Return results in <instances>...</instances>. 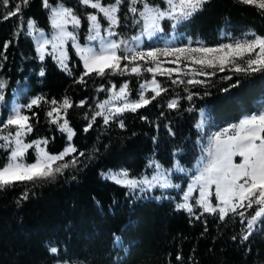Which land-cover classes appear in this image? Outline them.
I'll use <instances>...</instances> for the list:
<instances>
[{
	"label": "trees",
	"instance_id": "1",
	"mask_svg": "<svg viewBox=\"0 0 264 264\" xmlns=\"http://www.w3.org/2000/svg\"><path fill=\"white\" fill-rule=\"evenodd\" d=\"M114 0H102L110 4ZM152 6L165 8V0H148ZM52 6L63 4L80 16L81 26L77 29L78 39L87 41V15L97 10L83 5L80 0H49ZM16 4L21 12L17 16L3 19ZM130 0H123L118 16L119 26L114 29L117 36L129 42L142 32L143 21L127 11ZM136 7L141 11L142 4ZM101 33L108 27V21L99 14ZM136 20H141L140 24ZM29 21L36 29L51 30V12L43 6L42 0H9V5L0 4V80L6 82L4 100L0 102V123L11 114L14 100L28 104L33 98L45 97L40 106L25 108L30 117L33 131L27 139L47 138V151L58 153L69 144L67 133H62L56 118L47 116L53 107L60 109V122L67 119L75 135L71 141L77 151L63 161L77 163L57 174L53 179L37 182L17 183L0 190V264H264V220L248 240L247 219L230 214L223 221L217 214L204 213L195 219L183 209H178L175 198L189 181L194 165L204 153L203 132L195 124L200 122L201 110H205L212 127L218 128L237 121L242 115L250 114L264 105V71L235 73L232 66L225 71H215L211 76H195L203 84L189 85L193 77L173 73L156 74V80L167 91L136 112L125 111L122 116L103 123V117H96L92 128L85 132L92 116L98 111V103L109 95L113 84L119 87L128 84L131 98L138 97V85L147 80L150 73L111 74L100 77L92 73L84 77L85 83L77 82L85 69L70 42L66 45L69 72L62 70L58 62L49 55L41 61ZM171 21H161L162 35L171 31L190 41L214 45L225 40L249 38L251 33L264 36V10L254 5H245L241 0H209L203 10L175 29ZM32 33L31 35L29 33ZM8 44L5 50L4 45ZM94 44L96 42H93ZM123 52V46H122ZM6 57V59L4 58ZM122 61L121 67L128 64ZM137 64L144 65L143 61ZM43 68L45 75L39 73ZM200 70V66H197ZM187 71V70H186ZM231 76L232 79L225 77ZM182 79L185 83L173 84ZM239 81L238 87H230ZM103 87L104 91H100ZM228 88L225 92L223 89ZM187 89V90H186ZM189 93H198L191 101ZM154 95L150 90L146 98ZM67 97L71 107H62ZM58 101L56 105L50 102ZM178 100L176 108L168 103ZM86 103L79 106L80 101ZM192 108L189 112L187 109ZM33 113L37 115H33ZM88 117L87 119L85 117ZM143 117H147L144 119ZM123 120L124 127L119 126ZM171 129V134L169 132ZM4 129L0 130L1 133ZM84 156H79V152ZM26 159L35 161L32 149ZM7 153L0 149V164ZM150 160L163 168H183L185 171L171 173L172 181L178 185L171 190L175 198L157 197L158 190L127 194L122 187L104 173L109 169L122 168L139 176L151 174L147 168ZM27 192L28 198L23 199ZM170 192V191H169ZM196 198L195 192L191 194ZM190 202H194L190 200ZM241 209L247 218L257 209ZM199 215L201 208H195ZM122 240L121 246H114V236ZM236 237V239H233ZM56 247L58 252H50ZM177 256L181 259L177 260Z\"/></svg>",
	"mask_w": 264,
	"mask_h": 264
},
{
	"label": "snow or ice",
	"instance_id": "2",
	"mask_svg": "<svg viewBox=\"0 0 264 264\" xmlns=\"http://www.w3.org/2000/svg\"><path fill=\"white\" fill-rule=\"evenodd\" d=\"M80 2L97 10L96 13H89L88 20V43L81 45L78 42L77 29L81 26L80 16L77 15L72 8L65 7L63 4L53 7L49 0H42L43 6L50 9L51 25L56 30L55 36L49 40L44 38V34L40 33V53L39 59L43 61L46 55L52 56L61 65L62 70L71 74V69L68 67V55L65 49V44L68 41L72 42L76 54L79 56L85 69L83 75L80 76L77 82L85 83L84 77L92 73L100 77L106 75V70H110L111 74H121L129 72V64H133L130 68L132 74L140 75L142 70L152 73L150 82L139 85V97L136 100L129 101L128 99V84L124 83L119 91H116V85L113 84L109 91L112 96L109 100L98 105L100 110L96 111L92 116L88 125L83 129L89 131L95 123L96 117H103V123L108 125L110 120H114L122 116L125 111L136 112L138 109L146 107L152 100L161 95V92L167 91L162 88L156 80V74L161 76L167 75L169 79L173 73H181L190 75L193 78L186 81L189 85L203 84L205 81L195 79V76H211L215 75V71L208 72L204 69H218L220 72L225 71V68L231 65V70L235 73L241 72H259L264 71V36L255 33L250 34V38L243 40H234L232 43L220 44L216 47H209L201 44L198 47H193L191 43L185 46L176 44L166 45L164 47H153L148 51L138 50L137 47H129V41L125 39H113L117 36L114 31L119 26L120 18L118 13L123 0H114V2L104 5L102 0H80ZM166 9H161L158 5L152 6L148 0H130L127 11L133 16L139 15L143 21L142 35L152 37L157 33L163 32L161 21H171V27L175 29L179 24L189 20L197 12L203 10V7L209 0H165ZM27 3V0H24ZM142 4L143 10L140 11L136 5ZM245 5H254L261 10H264V0H241ZM0 4L9 5V0H0ZM21 12L20 4H16L3 19H9L12 16H17ZM103 14V19L108 21V27L101 33V25L99 14ZM137 24L141 20H136ZM72 26V30H68V25ZM29 29L35 27L34 21L27 23ZM32 34L31 32L29 33ZM136 45L141 42L140 36L131 38ZM97 42V43H93ZM51 44L52 51L46 52L45 46ZM123 46V52H122ZM8 44L4 45L5 50ZM255 53V56L252 54ZM161 56L175 57L174 60L167 61L168 63L176 64L177 67L163 69ZM6 59V57H4ZM182 60L190 61V65H185L184 71L179 66ZM244 61L240 64L237 61ZM122 61H128L121 67ZM137 61H143L144 65L137 64ZM151 64L152 66H148ZM191 65H199L200 70H197ZM40 76H44L45 72L41 69ZM232 79L231 76L225 77ZM173 84L185 83L184 80H172ZM6 82L0 80V102H3V89ZM239 81L232 84L230 87H238ZM104 91L103 87L99 89ZM150 90L154 93L151 98L145 97V92ZM187 90V89H186ZM223 91H229L228 88ZM198 93H189L186 97L191 101L193 96ZM45 97L33 98L26 106H16L11 110V114L5 121L0 123V130L8 129L10 126L15 128V132L9 131L7 135H0V149L7 153V162L0 164V190L6 187H12L17 183L37 182L47 179H53L57 174H62L63 171L71 165L77 163L76 158L71 162H64V158L71 153L77 151L76 147L71 144L74 130L69 126L68 120L63 119L60 123V109L53 107L47 112V116L52 118L53 113L57 116L49 122L57 124L62 133H67L68 146L59 154H51L47 151L49 143L47 138L32 140L25 142V137L32 133L33 126L29 123L30 117L22 114V109L26 107L30 110L34 105L39 107L40 102ZM112 100L121 101L120 106H116L114 111L112 107L108 108V115L104 114L106 106L111 104ZM56 105L58 101L52 99L50 102ZM86 101L81 100L79 106H83ZM178 100L173 99L168 103L169 108H176ZM72 105L67 97L63 99L62 107L66 109ZM187 111H193L192 108ZM33 115H37L33 113ZM201 116H204L201 110ZM88 118L87 116L85 117ZM147 119V117H143ZM204 119L195 124L198 132H203ZM119 126L124 127L123 120H119ZM171 133V129H169ZM174 135V133H171ZM29 149H32L36 154L34 163L25 162V156ZM79 156H84V152H79ZM241 158L239 163L235 162V158ZM154 169L156 174L151 178L147 175L135 176L127 170L120 169L118 171H109L104 174L106 179H110L114 183L125 187L130 192L135 193L137 190L143 192L153 188L169 189L177 188L178 185L170 182L169 173L172 171H185L183 168L166 169L160 171L163 166L154 160H150L146 166ZM198 175H195L192 183L188 186L187 192H184L182 203L177 204L178 209L187 211L193 215L195 219H200L204 213L217 214L218 218L223 221L230 214L239 216L240 222L243 224L247 219L246 234L242 236V240H248L249 236L254 231V225L257 221L264 220V106L251 114L245 115L238 123H233L220 131L213 133L208 137V145L204 149V155L199 161V167L196 170ZM215 186L214 193L211 191ZM198 188L199 197L192 198V193ZM214 195L217 203L213 204L210 197ZM23 199L28 198V193L23 194ZM194 202H190L193 200ZM253 205L258 206L251 218L248 219L245 211L241 209H253ZM195 208H201L202 212L196 215ZM236 239V237H233ZM122 240L119 236H114V246H121ZM50 252L56 254L58 249L51 247ZM181 257L177 256V260Z\"/></svg>",
	"mask_w": 264,
	"mask_h": 264
},
{
	"label": "rangeland",
	"instance_id": "3",
	"mask_svg": "<svg viewBox=\"0 0 264 264\" xmlns=\"http://www.w3.org/2000/svg\"><path fill=\"white\" fill-rule=\"evenodd\" d=\"M58 5H60V4H57L56 6H58ZM104 5H107V4H104ZM65 6V5H64ZM53 7H55V6H53ZM66 7V6H65ZM168 6H166L165 8H161V9H166ZM143 10V9H142ZM141 10V11H142ZM32 30V33L34 34V39H35V42H36V46H37V49H39V47H40V33L42 32L43 34H44V38H47V39H49V40H51L54 36H55V34H56V30L53 28V27H51V30H50V32L48 31V30H43V29H36V27H34L33 29H31ZM68 30L69 31H71L72 30V26L69 24L68 25ZM77 31V30H76ZM86 36L88 35V31L86 32V34H85ZM134 36H140L141 37V42H140V44L139 45H136L135 44V42H133L132 40L129 42V47H137L138 48V50H144V51H148V50H150L151 48H153V47H164V46H166V45H172V44H176V45H179V46H185V45H187V44H189V43H191V45L193 46V47H198V46H200L201 44H203V45H206V46H209V47H216V46H218V45H220V44H227V43H232L234 40H225V41H222V42H220V43H217V44H214V45H209V44H204V43H201V42H199V41H190V40H188V39H185V38H182L180 35H178L177 33H175V32H173V31H171L170 33H169V35H162L161 33H157L156 35H154V36H152V37H148L147 35H142V32H140L139 34H137V35H134ZM133 36V37H134ZM250 38V37H249ZM245 39V38H244ZM237 40H243V39H237ZM68 42H70L71 44H72V42L71 41H68ZM67 42V43H68ZM78 42L81 44V45H85V44H87L86 42H82V41H80L79 39H78ZM67 43L65 44V49H66V45H67ZM97 43V42H96ZM45 49H46V52H51L52 51V46H51V44H49V45H47V46H45ZM39 55H40V53H39ZM253 56H255V53H253L252 54ZM161 61H165L163 64H162V68L163 69H168V68H174V67H177V65L176 64H173V63H168L167 61H171V60H174L175 59V57H164V56H161ZM56 60V59H55ZM57 61V60H56ZM238 63H240V64H244V61H237ZM60 65V64H59ZM185 65H190V61H187V60H182L181 61V63H180V67H181V69H183L184 71H186L187 69H185ZM61 66V65H60ZM148 66H152L151 64H149ZM197 66H199V65H191V67H194V68H197ZM231 66V65H230ZM152 76H153V74L152 73H150V75H149V78L147 79V80H143V81H141L140 82V84H143V83H145V81H148V82H150L151 80H152ZM156 78V77H155ZM124 84V83H123ZM123 84H121L119 87H116V91L118 92L119 91V89H120V87L123 85ZM139 84V85H140ZM139 85H138V97H139ZM127 93H128V99H129V101H132V100H136V99H138V97H136V98H131L130 96H129V92H128V89H127ZM112 96V93L111 92H109V95L106 97V98H104L103 100H101L99 103H98V105L100 104V103H103L104 101H106V100H109L110 99V97ZM121 101H117V100H112L111 101V104L110 105H108V106H106L105 107V109H104V114L105 115H108L109 114V112H108V108L109 107H112V109H113V111H114V108L116 107V106H120L121 105ZM26 106L27 104H25V103H22V102H20L19 100H14L13 101V104H12V109L14 108V107H16V106ZM262 106H264V105H262ZM25 108L26 107H24L23 109H22V114H25ZM261 107H259L256 111H258L259 109H260ZM98 110H100L99 108H98ZM256 111H254V112H256ZM203 113H204V116L202 117L201 116V119H204V125H203V137H202V144H203V148L205 149L206 147H207V145H208V137L209 136H211L213 133H215V132H217V131H220V130H222L223 128H226V127H228L229 125H231V124H233V123H238L239 122V120L240 119H242L245 115H248V114H244V115H242L237 121H235V122H232V123H229V124H226V125H224V126H221V127H218V128H215V127H212L211 125H210V123H209V121H208V117H207V115H206V112H205V110H203ZM253 113V112H252ZM251 114V113H250ZM26 115V114H25ZM201 119H200V121H201ZM3 122V121H2ZM60 123H63V121L62 122H60ZM4 131L5 132H3V133H1V135H7V133L9 132V131H12V132H15V128H12L11 126L8 128V129H4ZM38 139H42V138H36V139H32V140H38ZM31 139L29 140V139H27V137H25V142H30V141H32ZM0 143H3V141H0ZM68 145H66V147H67ZM65 147V148H66ZM64 148V149H65ZM63 149V150H64ZM63 150H61L60 152H58V153H51V154H59V153H61ZM50 153V152H49ZM203 155H204V153H203ZM202 155V156H203ZM202 156H200V158L197 160V162L195 163V165H194V171H193V173H192V175L190 176V178H189V181H188V183L186 184V186L182 189V190H180V192H179V195H177V197L175 198V196H174V193H172V191L171 190H177L178 189V187L177 188H169V189H161V188H159V187H157V188H153V189H151V190H148V191H152V190H154V189H156V190H158V195H156L157 197H161V196H164V197H171V198H175V201H176V204H178V203H182L183 202V200H182V197H183V194H184V192H187V188H188V186L192 183V180H193V178H194V176L195 175H198V172L196 171L197 170V168L199 167V161H200V159H201V157ZM241 161V158H239V157H236L235 158V162H237V163H239ZM7 162V158L5 159V162L4 163H6ZM25 162H27V163H34L35 161H33V162H30V161H28L27 159H26V157H25ZM120 169H122V168H117V169H109V170H107L104 174H106V173H108L110 170L111 171H113V172H115V171H118V170H120ZM167 169H176V168H167ZM125 170V169H124ZM164 170H166L165 168H162L160 171H164ZM172 172H174V171H172ZM172 172H170L169 173V175H170V182L172 183V184H175L173 181H172V177H171V173ZM156 174V172H155V170L151 173V174H142V175H147V176H149V178H151V176L152 175H155ZM139 176H141V175H139ZM138 176V177H139ZM176 185V184H175ZM214 190H215V186H213L212 187V192L214 193ZM170 191V192H169ZM127 194H129V193H132V192H130V190L129 189H127ZM144 192V191H143ZM195 192V194H196V198H198L199 197V190H198V188L194 191ZM193 192V193H194ZM139 194V193H141V191H139V190H137L134 194ZM210 199H211V201H212V203L213 204H216L217 203V200H216V198H215V196L214 195H212L211 197H210ZM251 217H249L248 219H250ZM259 226H260V220L259 221H257V224L256 225H254V230H256V229H258L259 228ZM246 228H247V226H246ZM115 236H118V235H115ZM57 264H70V263H67V262H59V263H57ZM117 264H123V262H120V261H118L117 262Z\"/></svg>",
	"mask_w": 264,
	"mask_h": 264
}]
</instances>
